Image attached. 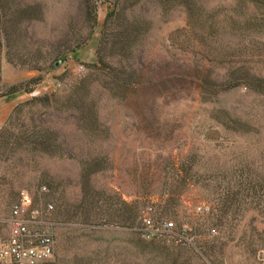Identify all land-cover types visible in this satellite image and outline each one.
Masks as SVG:
<instances>
[{"label": "rangeland", "instance_id": "obj_1", "mask_svg": "<svg viewBox=\"0 0 264 264\" xmlns=\"http://www.w3.org/2000/svg\"><path fill=\"white\" fill-rule=\"evenodd\" d=\"M25 194L37 264H264V0H0L3 239Z\"/></svg>", "mask_w": 264, "mask_h": 264}, {"label": "built area", "instance_id": "obj_2", "mask_svg": "<svg viewBox=\"0 0 264 264\" xmlns=\"http://www.w3.org/2000/svg\"><path fill=\"white\" fill-rule=\"evenodd\" d=\"M79 70L83 67L79 66ZM40 193L46 187L39 188ZM53 206L32 207V199L28 194L14 204L3 222L9 227V236L3 239L0 234V264H37L45 262L53 254L55 232L60 226L51 219ZM173 223L164 221L155 226L149 217L141 221L139 232L142 237L152 240L157 237L183 239L175 232Z\"/></svg>", "mask_w": 264, "mask_h": 264}]
</instances>
